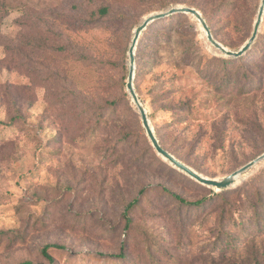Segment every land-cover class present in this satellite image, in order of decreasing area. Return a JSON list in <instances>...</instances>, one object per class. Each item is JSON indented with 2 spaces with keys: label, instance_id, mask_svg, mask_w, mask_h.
Segmentation results:
<instances>
[{
  "label": "rangeland",
  "instance_id": "374dc122",
  "mask_svg": "<svg viewBox=\"0 0 264 264\" xmlns=\"http://www.w3.org/2000/svg\"><path fill=\"white\" fill-rule=\"evenodd\" d=\"M260 1H2L0 264H49L46 245L51 264H264V159L213 197L156 154L125 86L148 16L194 8L237 51ZM147 28L133 84L164 148L217 180L263 154L264 12L233 64L191 15Z\"/></svg>",
  "mask_w": 264,
  "mask_h": 264
},
{
  "label": "water",
  "instance_id": "95a60500",
  "mask_svg": "<svg viewBox=\"0 0 264 264\" xmlns=\"http://www.w3.org/2000/svg\"><path fill=\"white\" fill-rule=\"evenodd\" d=\"M263 12H264V0H261L259 8H258V12H257L256 20H255L254 25H253L252 33H251L249 39L237 51H231V50L225 48L223 45L218 43L212 37L205 20L203 19V17L201 16V14L197 10H195L194 8L181 7V6L173 7V8L168 9L167 11L155 13V14L148 16L135 29L134 35H133V38L131 41V45L128 49L129 68H128L127 81H126V85H125L126 91L128 92L132 103L134 104V106L136 107V109L138 111V114H139L140 119H141V124L145 130L146 136H147L152 148L154 149V151L156 152V154L158 156H160L163 160L167 161L174 168L181 171L182 173H184L185 175H187L191 179L195 180L196 182L200 183L201 185H204L208 188H211L214 191L226 190L229 187L233 186V184L235 183V178L237 176L243 175L250 168H252L255 164H257L258 162H260L261 160L264 159V153L261 154L260 156H258L257 158H255L254 160L248 162L247 164H245L241 168L235 170L231 174L227 175L222 180H217V179L205 178V177L199 175L197 172H195L194 170H192L191 168H189L188 166L183 164L181 161L176 159L169 152L164 150L161 147V145L159 144V141H158L157 137L155 136L152 127L150 126L146 111H145L142 103L140 102V100H139V98L135 92V89H134L133 82H134V76H135V74H134V72H135V59H134L135 46L137 44L139 35L142 33V31L150 23H153L157 20H160V19H163L166 17H170V16L176 15V14H188V15L193 16L199 22V24L201 25V27H202L205 35H206L208 42L215 49H217L225 57L238 58V57L244 55L249 50V48L252 46V44L254 43L256 36L258 34V30H259V26H260V22H261Z\"/></svg>",
  "mask_w": 264,
  "mask_h": 264
},
{
  "label": "trees",
  "instance_id": "16d2710c",
  "mask_svg": "<svg viewBox=\"0 0 264 264\" xmlns=\"http://www.w3.org/2000/svg\"><path fill=\"white\" fill-rule=\"evenodd\" d=\"M3 0H0V9H7V4L5 3V2H2ZM100 13L101 14H105L106 13V10H105V8H103V9H101L100 10ZM173 16V15H172ZM202 16V15H201ZM166 18H163V19H160V20H157V21H155V22H153L152 23V25L153 24H160V21L162 20H165ZM204 19V18H203ZM148 27V26H147ZM145 28L143 31H147V29L148 28ZM257 43H258V36H256V39H255V41H254V43L252 44V46L249 48V50L244 54V55H242V56H240V57H238V58H231V59H229V60H224L222 63H224V64H233V61H239V60H241V59H243L247 54H249L251 51H253L254 50V48H255V46L257 45ZM240 49V48H239ZM139 53H141V51L139 52ZM136 72H135V78L137 79V77L139 76V73H140V71L138 70V69H136L135 70ZM225 71H226V68H225ZM240 75H242V76H244V77H248V75H247V72L246 71H243V70H241V71H239L238 72ZM230 75H229V73H226V75H223V78L221 79L222 80V82H224V83H227L230 79ZM252 83V82H251ZM252 85V84H251ZM135 90H136V92H137V85H135ZM15 120H22V118H21V116L20 115H17L16 116V118H11V120H10V122L11 123H13V121H15ZM0 124H3L2 122H0ZM94 129L93 130H91V134H94ZM86 136H87V134H86ZM85 139V138H84ZM157 139H158V141H159V144L161 145V147L164 149V150H166L165 148H164V146H163V144H162V142H161V140L159 139V137L157 136ZM167 151V150H166ZM168 152V151H167ZM224 191H219V192H216V194H214V196L213 197H215V196H221L222 195V193H223ZM176 199H178V201H179V203L181 204V205H185V206H189V207H193V208H195V209H201V208H203L204 207V204L206 203V200H204V199H202V200H198V201H195V202H192V203H188V202H185L184 200H182V199H180L178 196H174ZM136 202H133L132 204H130V205H128L127 206V208H126V211H128V209L129 208H132L131 206H133V204H135ZM126 221L128 222V219L126 218ZM6 232H2V231H0V242L3 240V238L6 236ZM50 248H59L58 246H55V245H46V246H44L43 248H42V250H41V256L43 257V258H45L46 260H48V262H49V264H51L52 262H53V259L51 258V256L49 255V253H48V249H50ZM120 256H122V254H119V257ZM21 264H32L31 262H29V261H26V262H23V263H21Z\"/></svg>",
  "mask_w": 264,
  "mask_h": 264
},
{
  "label": "bare ground",
  "instance_id": "6f19581e",
  "mask_svg": "<svg viewBox=\"0 0 264 264\" xmlns=\"http://www.w3.org/2000/svg\"><path fill=\"white\" fill-rule=\"evenodd\" d=\"M238 177H239V176H237L236 178H238ZM236 178H235V179H236Z\"/></svg>",
  "mask_w": 264,
  "mask_h": 264
}]
</instances>
